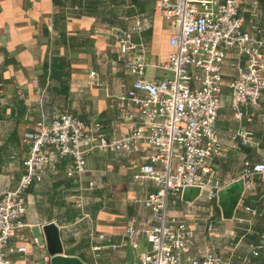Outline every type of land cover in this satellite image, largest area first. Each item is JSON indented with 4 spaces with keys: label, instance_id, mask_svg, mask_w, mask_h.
Instances as JSON below:
<instances>
[{
    "label": "crops",
    "instance_id": "1",
    "mask_svg": "<svg viewBox=\"0 0 264 264\" xmlns=\"http://www.w3.org/2000/svg\"><path fill=\"white\" fill-rule=\"evenodd\" d=\"M237 15L264 55V0H237ZM135 24L143 28L131 39L145 41L146 61L164 60L171 50L167 38L173 22L152 14V0H0V190L13 188L22 172L29 147L24 135L53 112L98 121L107 138L127 132L131 121L118 117L111 99L133 78L126 66L130 56L119 54L108 29ZM235 62L243 58L230 54L222 62L225 80ZM160 75L158 69L145 68L146 77ZM221 102L213 126L221 153L209 163L223 185L211 199L205 189L185 187L170 198L167 213L192 229V252L208 248L227 264H237L245 254L250 264H264V251L248 253L249 244L264 237V174L252 176L247 190L238 177L243 161L264 159V91L248 120L245 110L240 119L234 117L225 87ZM87 147L83 141L81 148ZM150 153L140 141L128 154L94 148L77 180L64 174L69 159L57 160L56 171L46 170L25 192L24 225L7 244L25 250L8 251L7 263L48 264L41 226L53 222L64 254L85 264H136L149 246L141 230L152 222L141 200L156 186L149 179L135 180L133 174ZM79 194L80 210L74 206ZM188 203L197 206L191 217L185 214ZM130 223L139 232L135 247L124 231Z\"/></svg>",
    "mask_w": 264,
    "mask_h": 264
},
{
    "label": "built area",
    "instance_id": "2",
    "mask_svg": "<svg viewBox=\"0 0 264 264\" xmlns=\"http://www.w3.org/2000/svg\"><path fill=\"white\" fill-rule=\"evenodd\" d=\"M152 14L173 22L174 29L167 38L171 50L162 61L147 62L145 41L131 39L142 25L108 29L119 54L130 56L126 66L133 76L111 99L118 117L131 121L123 136L107 138L98 121L85 122L58 111L48 121H36L34 130L24 135L29 147L21 160L22 172L13 188L0 190V264H8V251L25 250L24 246L7 247L9 238L24 225L25 192L46 170L55 172L57 160L68 158L64 174L77 180L86 169L85 157L90 150L110 148L128 154L138 141L151 153L133 178L149 179L156 188L141 200L152 222L141 230L149 246L138 254L136 264H227L208 248L192 252V229L168 215L167 205L185 187L205 189L206 198L211 199L223 185L209 163L212 156L221 153L213 126L222 106V89H227L234 117L240 119L245 110L248 120L264 91V55L252 35L242 29L237 0H152ZM230 54L241 56L243 62H235L232 76L225 80L221 64ZM146 67L158 69L161 75L146 77ZM83 141L88 143L85 149L81 148ZM261 174L264 159L254 163L245 160L238 177L247 190L252 176ZM92 187V181H88L87 188ZM74 206L81 209L80 194ZM196 210L197 206L188 203L185 214L191 217ZM206 229L214 231L211 224ZM124 231L135 247L139 232L131 223ZM260 251H264V237L248 246L251 256ZM250 263L248 255L238 256L237 264Z\"/></svg>",
    "mask_w": 264,
    "mask_h": 264
},
{
    "label": "water",
    "instance_id": "3",
    "mask_svg": "<svg viewBox=\"0 0 264 264\" xmlns=\"http://www.w3.org/2000/svg\"><path fill=\"white\" fill-rule=\"evenodd\" d=\"M45 251L49 255L48 264H85L75 255L63 253L57 226L53 222L41 226Z\"/></svg>",
    "mask_w": 264,
    "mask_h": 264
}]
</instances>
